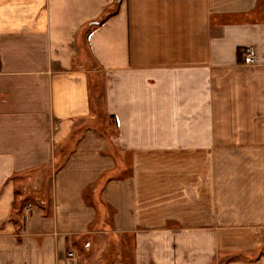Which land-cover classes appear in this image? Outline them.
<instances>
[{
  "label": "crops",
  "instance_id": "0c3cea01",
  "mask_svg": "<svg viewBox=\"0 0 264 264\" xmlns=\"http://www.w3.org/2000/svg\"><path fill=\"white\" fill-rule=\"evenodd\" d=\"M262 1L0 0V264H264Z\"/></svg>",
  "mask_w": 264,
  "mask_h": 264
},
{
  "label": "rangeland",
  "instance_id": "374dc122",
  "mask_svg": "<svg viewBox=\"0 0 264 264\" xmlns=\"http://www.w3.org/2000/svg\"><path fill=\"white\" fill-rule=\"evenodd\" d=\"M260 11H262L263 12V14H264V2L262 1V3H261V8H260ZM245 64V63H244ZM98 125L100 126V127H102V125L100 124V122L98 121ZM112 132V131H111ZM60 162V161H59ZM59 162H57L56 164H55V166L57 167V166H59ZM46 192L48 193L49 192V185L47 184L46 185ZM28 194V193H27ZM28 199H29V197L27 196V198H25V201H24V203H26V202H28ZM102 215H104L103 216V218H102V221H103V225H105V226H109V224H110V209L108 208L106 211H105V213H103ZM100 219V218H99ZM96 245V244H95ZM118 246H120V245H118ZM102 248H103V242L101 243V242H98L97 243V245H96V247H93V249H92V251L94 252V253H92V251H91V254H92V258H96L97 260L98 259H100V258H103V256L101 255L103 252H102ZM118 248V247H117ZM81 251V253H83V254H89V252L87 251V250H85V249H80ZM69 254V253H68ZM104 255H107L106 253L104 254Z\"/></svg>",
  "mask_w": 264,
  "mask_h": 264
},
{
  "label": "built area",
  "instance_id": "2783aa9c",
  "mask_svg": "<svg viewBox=\"0 0 264 264\" xmlns=\"http://www.w3.org/2000/svg\"><path fill=\"white\" fill-rule=\"evenodd\" d=\"M252 62H253V49L250 47L244 53V63L251 64ZM69 255H72V253L69 252Z\"/></svg>",
  "mask_w": 264,
  "mask_h": 264
}]
</instances>
